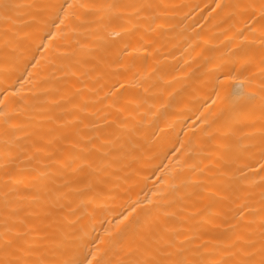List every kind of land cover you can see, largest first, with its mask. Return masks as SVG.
<instances>
[{
	"label": "snow or ice",
	"instance_id": "1",
	"mask_svg": "<svg viewBox=\"0 0 264 264\" xmlns=\"http://www.w3.org/2000/svg\"><path fill=\"white\" fill-rule=\"evenodd\" d=\"M0 7L7 21L14 6ZM33 7L55 13L50 20H37L47 31L36 50L49 48L45 38L59 36L65 41L63 52L50 62L59 63V70L74 76L80 86L68 96L50 97L46 90L41 92L43 86L22 95L17 76L11 83L6 77L0 87V264H264V0L216 4L220 11L230 10L229 19L239 14L243 24L235 32L241 43L208 73L214 81L212 92L219 98L218 85L236 81L240 103L217 108L210 93L212 103L197 117L198 143L190 140L186 150L215 154L216 162L211 169L202 168L203 160L189 155L183 166L209 175L192 182L181 168L161 187L159 165L147 174L138 171L152 195L145 192L141 197L144 188H127L119 208L110 207L116 199L110 187L112 169L129 167V159L146 165L152 161L143 160L134 138L139 128H128L126 121L104 117L108 122L103 133L92 137L84 132L96 128L89 120L95 113L89 111L84 89L96 97L102 93L101 102L110 101L108 107L117 112L133 103L139 106V95L127 98L128 86L117 78L123 65L109 60L107 53L113 47L120 57L151 53L163 35L161 18L170 6L155 0H121ZM8 31L0 48L6 66L15 54ZM31 59L37 60L35 55ZM180 143L177 153L184 150ZM248 172L259 177L258 184ZM256 187L258 200L253 198ZM188 188L192 190L182 191ZM73 197L79 198L78 205H73ZM79 207L91 208L89 222L98 221L102 233L93 235L95 227L81 224ZM57 217L61 233L63 225L70 232L50 249L53 241L39 225ZM50 253L56 258L50 259Z\"/></svg>",
	"mask_w": 264,
	"mask_h": 264
},
{
	"label": "bare ground",
	"instance_id": "2",
	"mask_svg": "<svg viewBox=\"0 0 264 264\" xmlns=\"http://www.w3.org/2000/svg\"><path fill=\"white\" fill-rule=\"evenodd\" d=\"M65 2L90 4L115 3L121 0H0V5L8 3L14 6L8 11L10 19L7 21L4 17V9L0 7V48L3 47V34L6 30H9L8 36L15 48L14 59L7 66L3 62V56L0 55V87L5 84L6 77H8L7 83H11L17 76L21 77L23 83L22 95H31L30 89L43 86L41 92L46 90L50 97L58 94L68 96L80 86L74 76L66 75V70H59V63L50 62L52 57L63 52L65 41L59 36L53 41L45 38L44 42L49 44V48L36 50L37 45L41 43L39 37L47 31L44 23H38L37 20H50L55 13L53 9L41 11L33 6L60 5ZM155 2L167 4L170 8L168 14L161 18L164 22L161 29L163 35L158 37V43L152 52H133L131 55L120 57L113 47L107 53L109 60H119L123 65L120 68L122 75L117 78L127 84L128 91L125 94L127 98H135L137 94L139 95V106L133 103L127 106V110L122 108L117 112L115 108L108 107L110 101L101 102L102 93L100 97H96L88 92L87 88L84 89L89 111L95 113V116H89V120L96 125V128H85L84 132L95 137L103 133L108 121H126L128 128L133 125L139 128L134 138L139 141L143 160L152 161L150 165H146L129 159V167L112 169L113 175L109 177L110 187L116 196L110 204L112 208H119L124 203L121 197L127 188H132L136 192L144 188V192L140 193L141 197L145 192L149 196L152 195L141 182L142 175H137L138 171L147 174L159 165L157 175L162 177L161 187H166L167 181L181 168L192 182L200 179L201 175H209L207 171L201 174L189 171L183 166L189 155H196L198 160L202 159L203 163L200 165L202 168L207 166L211 169L216 162L215 154L208 156L207 153H190L186 150L190 140L198 143L201 125L196 123L197 117L206 111L204 107L206 103H212L208 99L210 93L217 100V108L240 103L238 86H235L238 82L230 80L221 82L218 85L219 98H217L212 92L214 81L208 73L221 63L222 59L231 55L230 49L234 51L236 45L241 43L235 39V32L243 24L242 17L236 14L229 19L230 10L220 11L216 8V4L247 3L249 0H155ZM254 2L258 4L260 0ZM77 11L83 12L84 9ZM52 30L56 31L54 28ZM88 51V48L84 49V52ZM33 55L39 63L31 59ZM133 57L137 59L133 60ZM139 57L146 58L141 60ZM255 63H259L258 54ZM84 83L89 85L91 81ZM257 85L258 80L253 83L252 88L255 89ZM20 87L21 84L17 83L16 88ZM57 88L64 91L57 93ZM53 114L59 113L54 111ZM104 117H108V121H105ZM193 133H196L195 137ZM181 141L184 142V150L177 153L175 150L181 149ZM33 164L35 166V162ZM247 175L257 184L259 183V177H254L252 172H248ZM155 180L156 177H153V181ZM151 185L152 181H149L148 187ZM191 190L188 188L182 191ZM259 194V187L254 188L253 198L258 200ZM72 203L74 206L78 205L79 198L73 197ZM69 211L66 207L63 209V214L67 216ZM90 212L91 208H77V215H83L81 224H87L89 229L95 227L96 232L93 235L102 233L103 229L98 221L89 222ZM61 224L57 217L55 222L46 221L43 225H39L49 233L53 241L48 245L50 249L55 248L56 242L69 235L70 230L67 225H63V233H61L59 230ZM49 258L55 259L56 256L50 253Z\"/></svg>",
	"mask_w": 264,
	"mask_h": 264
},
{
	"label": "rangeland",
	"instance_id": "3",
	"mask_svg": "<svg viewBox=\"0 0 264 264\" xmlns=\"http://www.w3.org/2000/svg\"><path fill=\"white\" fill-rule=\"evenodd\" d=\"M177 1V0H176Z\"/></svg>",
	"mask_w": 264,
	"mask_h": 264
}]
</instances>
